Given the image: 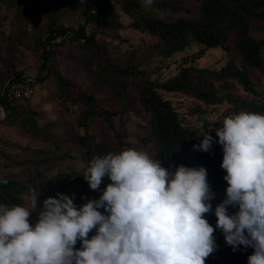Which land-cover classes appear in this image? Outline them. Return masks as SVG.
Wrapping results in <instances>:
<instances>
[{
    "label": "clouds",
    "instance_id": "obj_1",
    "mask_svg": "<svg viewBox=\"0 0 264 264\" xmlns=\"http://www.w3.org/2000/svg\"><path fill=\"white\" fill-rule=\"evenodd\" d=\"M214 130L228 184L215 226L206 218L215 198L206 167H164L146 150L124 148L89 161L82 174L90 189L110 183L80 207L59 192L40 208V189H30V203L0 202V264H206L217 229L234 252L254 249L248 264H264V113L240 110ZM210 132L197 134L195 150H211Z\"/></svg>",
    "mask_w": 264,
    "mask_h": 264
},
{
    "label": "trees",
    "instance_id": "obj_2",
    "mask_svg": "<svg viewBox=\"0 0 264 264\" xmlns=\"http://www.w3.org/2000/svg\"><path fill=\"white\" fill-rule=\"evenodd\" d=\"M71 3V0H65ZM120 2L124 12L132 19V27L147 31L162 41L159 47L160 54L164 57L172 55L174 52H181L189 48L192 41L202 44L206 48L221 47L228 55V58L220 69H211L208 67L195 68L192 66H180L178 71L163 82H153L149 75L141 77L140 82L136 81L138 74H143L137 70L136 65H126L124 69L118 68L110 60L106 64L103 60H98V67L107 75V81L110 85L116 87L115 93L119 96L125 95V80L129 76L136 82L139 92V101L142 107L151 114L147 122L156 145L154 157L161 160L164 167L175 168L180 164L189 167L204 166L208 171V182L212 189L226 191L228 186L224 180L226 171L221 167L223 160L222 145L215 142L218 140L215 128L221 126L223 120L216 122H205L201 126L191 127L182 124L176 111L172 108L169 100L164 99L155 87L161 88L166 92L181 93L194 97L207 104H214L223 99L232 103L237 110H250L264 113V101L255 98H246L236 96L227 90L228 83H238L243 86L244 91L257 95L258 92L253 88V82L249 78L248 69H260L264 64V0H195L199 4H187V0H154L149 7V12L145 11L142 0H93L90 8L75 13L79 19L76 38L83 43L92 45L96 24H111L114 27L119 26L118 16L115 13L113 2ZM38 4V15L44 9L42 0H23V8L28 9V4ZM40 4V5H39ZM32 6V5H31ZM33 10V15L37 12ZM180 11L190 13L191 18L187 19L176 15ZM36 12V13H35ZM36 17V16H35ZM255 22L251 34H243V27L249 22ZM89 27L86 28V25ZM46 37V43L51 44L52 39L59 36H67L72 32L66 28H51ZM97 44V42H95ZM95 51L98 50L94 47ZM93 51V49H92ZM148 55L152 53V48H148ZM96 54V52H95ZM47 51L41 54L40 67L47 68ZM147 55V56H148ZM97 57V54L95 55ZM46 71H51L47 68ZM113 71V78L110 77ZM35 81V79H34ZM32 80V82H34ZM31 80L26 75L15 74L1 86L0 106L4 109L3 118L0 122L8 124H19L32 135L40 137L44 142L52 144L54 149L41 150L47 160L31 162L30 158L17 160L11 156H5V163L10 166H20L24 169L16 174L2 172L0 170V179L7 180L6 184H0V202L12 204L30 203V189H36L40 195L37 198V206L42 208L43 201L49 196H56L63 192L72 196L77 207L82 206L80 201L83 191L84 177L81 172H71L57 164L52 174H47L42 168L38 167L50 160L63 158V154L58 153V148L63 141H75L85 146L86 156L104 155L108 152H115L113 141L93 142L91 138L81 134L79 130L69 133L66 139L59 136V133L50 132L48 127L39 120H32L30 112L21 104H15L14 101L24 100L29 97L19 98L15 94V88L19 84H27L31 89ZM33 85V84H32ZM70 79L65 76L57 87L62 90L61 97L75 106H83L86 109L79 113L78 126L85 130L87 121L93 115H97L103 123L109 124L118 141V148L123 144V136L115 128L112 117L116 112H110L107 109L102 113L96 109L94 96L87 94L82 88L74 89L71 86ZM223 90L224 93H223ZM10 97V98H9ZM12 102H14L12 104ZM7 113V114H6ZM214 137L212 148L209 152L195 150L193 145H197L203 139V135H197L201 131H210ZM57 134V135H56ZM141 140L148 141V136ZM43 157V156H42ZM33 165V166H31ZM31 167H34L31 168ZM105 180L110 182L108 177ZM98 199V198H95ZM103 210V209H102ZM38 211V209H37ZM214 214V211L212 212ZM35 215V213H34ZM95 234V230L89 234ZM218 248L222 253L232 256L231 264H248V256L252 254V248H239L233 251L228 246L218 230L214 233ZM76 247H80V242ZM207 260L211 264H222L220 258L211 254Z\"/></svg>",
    "mask_w": 264,
    "mask_h": 264
},
{
    "label": "rangeland",
    "instance_id": "obj_3",
    "mask_svg": "<svg viewBox=\"0 0 264 264\" xmlns=\"http://www.w3.org/2000/svg\"><path fill=\"white\" fill-rule=\"evenodd\" d=\"M71 1V3H67L65 0H42L44 9L38 15L39 7L36 3L28 4V9H24L23 0H0V95L1 86L6 80L15 74L26 75L31 82L35 79L32 82L33 85H30L32 94L28 99L14 102L27 108L30 118L43 122L50 132L59 133L61 138L66 139L69 133L75 129L79 130L81 134L88 135L87 138H91L93 142L113 141L115 152L134 147L146 150L154 156L155 140L147 127L151 114L140 104L136 82L128 76L124 86L125 95L119 96L115 93L116 87L108 83L107 75L100 70L97 61L103 60L107 64L110 60L121 69H124L126 65H136L137 70L143 72L136 76L137 82H140L141 77L144 78L146 74L153 82H163L172 77L182 65L218 70L225 64L228 58L227 53L221 47L206 48L202 44L192 41L189 48L164 57L159 51L162 41L145 30L133 28L132 19L124 12L121 3L117 1L113 2V6L115 13L118 14L116 19L119 20L120 25L116 27L107 23L93 25L95 29L94 43L92 45L85 44L76 38L77 33L75 32L79 27V19L75 13L90 8L93 0ZM195 2L199 4L195 0H187V4H195ZM144 7L145 11L149 12V7ZM32 9L36 10L35 15H33ZM176 15L187 19L191 18L190 13L185 11H180ZM254 25V21L247 23L241 32L245 35L251 34ZM49 27L68 28L72 33L52 39L51 44L48 45L46 37L49 34ZM88 27L89 24L86 25V28ZM97 45L98 50L95 51L94 47ZM148 48H152V53L149 55ZM44 50L47 51V68H50L51 71H46V67L44 69L40 67L43 62L41 54ZM113 75L112 71L110 77L113 78ZM248 75L253 82V88L258 92L257 95L244 91L243 86L233 82L228 83L227 90L236 96L264 101V64L260 69L249 68ZM65 76L70 79L72 88H82L87 94L94 96L97 110L102 113L106 109L116 112L112 121L119 134L123 136V144L120 148H118L116 137L113 136L111 126L100 121L101 117L98 118L97 115L89 118L85 130L77 127V117L86 108L72 105L62 99V90L57 87V84ZM155 91L164 99L169 100L179 121L186 126L198 127L205 122L223 120L224 117L238 112L232 103L225 99L214 104H207L194 97L166 92L158 87H155ZM4 113V109L0 111L1 118ZM145 136H148L149 140L143 142L141 138ZM52 149H54L52 144L44 142L29 131L27 132L19 124L0 122V170L2 169V172L16 174L24 169L21 165L10 166L5 163L4 155L17 158V160H25L28 156L34 163L40 158L47 160L41 150ZM60 152L63 154V158L50 160L38 167L47 174H52L57 164H60L64 170L83 173L93 157V155L86 156L85 146L75 141L61 142L60 148H58V153ZM31 168L34 169V167ZM108 183L110 182L104 178L101 190L93 191L88 182L83 179L80 183L83 184L81 203L86 202L84 197L87 199L99 198ZM212 191L215 193V198L211 201L214 211L215 206L226 198V191L214 189ZM236 210L229 207L230 213ZM206 218L215 226L217 220L215 214L208 213ZM217 230L224 238L223 232ZM240 247L245 249L243 246ZM212 254L216 258H220L222 264H231L232 256L222 253L220 248H217ZM206 264H211L210 260H206Z\"/></svg>",
    "mask_w": 264,
    "mask_h": 264
},
{
    "label": "built area",
    "instance_id": "obj_4",
    "mask_svg": "<svg viewBox=\"0 0 264 264\" xmlns=\"http://www.w3.org/2000/svg\"><path fill=\"white\" fill-rule=\"evenodd\" d=\"M14 92H15L16 96H18L19 98H21L20 96L29 97L30 93H31V89L29 88V86L27 84H19L18 88H15ZM0 111H3V108L1 106H0Z\"/></svg>",
    "mask_w": 264,
    "mask_h": 264
}]
</instances>
